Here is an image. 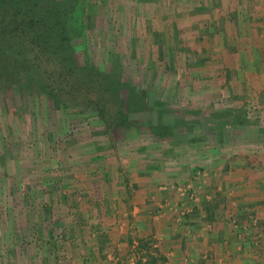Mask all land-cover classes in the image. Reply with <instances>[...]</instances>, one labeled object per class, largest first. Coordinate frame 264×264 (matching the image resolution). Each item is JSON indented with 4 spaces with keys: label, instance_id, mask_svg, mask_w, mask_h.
I'll use <instances>...</instances> for the list:
<instances>
[{
    "label": "rangeland",
    "instance_id": "obj_1",
    "mask_svg": "<svg viewBox=\"0 0 264 264\" xmlns=\"http://www.w3.org/2000/svg\"><path fill=\"white\" fill-rule=\"evenodd\" d=\"M76 1L79 7L75 6L70 19L80 27L72 38L78 64L87 62L108 78H116L118 85L123 82L119 95L128 96L127 105L137 115L132 114L126 125L108 127L78 107H54L34 88L0 89V264L70 260L72 253L67 249L73 243L74 209L80 202L79 208L87 210L90 199L97 201L103 194L119 197L121 189L113 180L124 175L119 172L124 152L155 149L158 141L186 146L204 140L212 152L228 145L230 135L243 150L252 141V133H258L256 143L264 145V114L256 99L244 95L241 106L232 107L222 78L214 74L216 69L208 72L210 66L217 67L216 61L200 55L204 46L199 55H186L191 42H182L175 33L186 30V11L179 5L173 8L169 0ZM174 22L181 27L175 28ZM169 30L174 38L169 37ZM201 84L208 85L206 92L216 95L217 101L193 108L191 100L197 105L203 102L195 90ZM188 85L194 94L186 96ZM228 111L231 114L224 115ZM233 126H239L238 130L232 131ZM211 162L203 175L194 172L201 177L190 194L186 188L187 197H216L214 187L207 190L204 186L206 179H215V162ZM112 164L113 173L101 180L102 168L110 174ZM237 222L248 229L246 219ZM251 224L249 228H260L257 220ZM254 231L258 234L260 229ZM253 236L255 241L260 239Z\"/></svg>",
    "mask_w": 264,
    "mask_h": 264
},
{
    "label": "crops",
    "instance_id": "obj_2",
    "mask_svg": "<svg viewBox=\"0 0 264 264\" xmlns=\"http://www.w3.org/2000/svg\"><path fill=\"white\" fill-rule=\"evenodd\" d=\"M169 1L186 11V30L175 31L182 42H191L186 55H199L204 46L200 55L218 61L208 72L216 69L231 106H241L245 95L255 98L264 114V0ZM207 86L195 87L203 102L191 100V107L215 105L216 95L208 94ZM186 89V96L194 94L193 87ZM257 134L250 135L243 150L230 135L228 145L212 152L206 140L186 146L158 141L155 149L124 152L118 169L124 175L113 180L121 189L119 197L103 194L90 199L87 210L79 208L80 202L74 209L73 243L67 249L72 254L64 264H264V145L256 143ZM211 160L215 179H206L204 186L214 187L216 197H187L186 188L190 194L201 177L194 172L203 175ZM112 166L110 174L102 168L101 180L113 173ZM238 218L246 219L247 230ZM255 220L260 228H249Z\"/></svg>",
    "mask_w": 264,
    "mask_h": 264
},
{
    "label": "trees",
    "instance_id": "obj_3",
    "mask_svg": "<svg viewBox=\"0 0 264 264\" xmlns=\"http://www.w3.org/2000/svg\"><path fill=\"white\" fill-rule=\"evenodd\" d=\"M76 3V0H0V89L34 88L38 96L56 108L78 107L108 127L126 125L132 114H137L130 111L128 96L119 95L120 85L125 84L118 85L116 78H108L87 62L78 64L75 58L72 38L80 27L76 28L70 18L76 11ZM25 58L30 62L25 64ZM230 114L228 111L224 115ZM47 233L51 236V231Z\"/></svg>",
    "mask_w": 264,
    "mask_h": 264
}]
</instances>
